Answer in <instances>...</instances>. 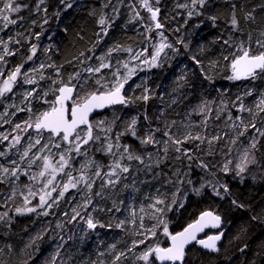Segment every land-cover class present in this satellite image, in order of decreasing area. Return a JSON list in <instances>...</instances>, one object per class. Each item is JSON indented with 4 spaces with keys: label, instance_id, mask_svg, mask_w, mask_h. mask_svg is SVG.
Returning a JSON list of instances; mask_svg holds the SVG:
<instances>
[{
    "label": "rangeland",
    "instance_id": "obj_1",
    "mask_svg": "<svg viewBox=\"0 0 264 264\" xmlns=\"http://www.w3.org/2000/svg\"><path fill=\"white\" fill-rule=\"evenodd\" d=\"M18 1L19 0H17V2ZM69 2L73 7L79 4L80 0H69ZM163 2L164 0H159V3L156 4L153 0H150L153 8H159L158 14L160 13V19L158 20V23L163 29L162 31L157 32L155 29V21L151 19V14L142 7V0H111L112 7L110 8V11L115 12L114 14L110 13L107 16H103L105 19V25L103 27L100 25L97 41L95 43L97 48H93L88 53V55H92L94 51L95 55L91 60H85L84 57L81 56L78 57L81 61L77 71L81 75V80L86 79L87 84L92 85L97 90L100 87V85L96 83L97 80L100 81V84L111 87L112 83L115 81L113 73H117L118 71V76L122 80L125 75H128L129 70H132V74L125 84L124 90H122L126 98H132L134 92L141 87V83L144 86V90L145 88L148 89V94H150V91L152 92L151 83L153 71L159 69V66L163 62L172 61L176 65L174 79L172 83L167 86V89L162 88L159 91V98L163 100V106L161 107L162 115H160V118H163L164 124H159V121H157L155 125L151 123V118L147 113V102L149 100L144 107L137 108L136 112H134L127 121L134 116L139 117L137 128H139V125L141 124L145 127V132L148 131L149 125H151L152 128H160L163 130L166 123L171 124L172 121H175V125L172 126L171 132L178 138L182 137L183 134L187 132H191L193 135L198 133L201 137L206 138L220 135L223 139L214 142L212 145V150L214 152L213 155L222 156V161L224 158L232 159L235 163L237 156L248 146L250 139L253 136H258L255 129L249 128L244 136H239L236 145H231L230 141L237 137L239 131L243 130V125L255 122L256 127L264 131V112H259L256 108V104L258 103L261 94H264V74H260L256 79L249 78L245 80L243 84L238 86H231V84H229V86L225 87L222 84L210 81L209 86L210 91L212 92L209 96L210 98H207L208 96L205 97V102L201 100L200 102L185 104L184 96L186 91L184 90V94H178L179 89L177 90V88L183 87V83H185L192 69L184 60V55L179 46L182 43H178V40H181L179 39V36L175 35L177 43L172 42L169 38L167 33L168 27L166 26L167 17L166 15H161ZM177 2L178 5H189L188 8H181L177 5L181 16L185 19V23L186 18L191 19L192 17L198 16L193 15L191 18L188 17V11L191 10L190 2H187L186 0H177ZM41 7L43 6H40V8ZM63 8L64 10H68L65 5H63ZM137 11L139 12V17L136 16ZM122 12L126 17L125 21H127V25H124L123 29L131 32L130 34L128 33V39H130V42L127 44H132L131 41L137 43L140 42V44L134 48H129L130 51L127 50L123 54L118 53V51H113L109 56L107 55L109 50L114 49L113 43L110 40L111 33L119 28V14ZM13 14L15 13H9L10 19H13ZM113 17L115 19H113ZM15 20L17 21L15 24H9L7 28H4L3 25L5 24V21L0 19V56H4V59L0 60V72H3L4 74L0 75V87L3 86V80L6 79L8 73L14 71L17 66L23 65L21 68V75L18 76L17 82L13 84L12 91L0 96V136H8V140L0 142V151L5 153L4 156H0V165L12 167L10 161H17L20 168V179L15 180L14 183L10 181L12 187L9 188L8 191L0 194V202H2L4 198L11 194L13 188H16V195L12 200L8 201L5 206L0 207V212L10 211L14 206H36L39 204V198L41 195L51 192V196H45V199L47 204H51L52 207L49 209L46 204L43 210H54V208L57 209L59 207L56 211L58 216L54 215L51 218L46 217L49 215H44L43 217L37 215L36 226L39 227L40 225L41 227H46L47 224H50V221H53V225H50L47 230L48 236L42 234V239L40 240H45L46 242L43 244V247L47 243L50 245V254L52 259L55 258L56 264H73L74 262L76 263L77 260L81 261L80 257L76 259V256H74L79 249L81 250V253H95L94 259H88L87 261L82 260L80 264H101V262H103V264H111V259L114 252L117 251V247L113 251L110 246L113 245V243H116L115 245L117 246L120 239L128 238L129 240L126 241L128 243L127 247L124 249L126 250L131 245V242L139 236V240L143 239V236L137 234L144 231V229L140 228L141 218H143L145 229L151 228L153 224H156V220L152 218L154 208L150 207V205L155 204L156 199H164L165 202L168 201L169 203L172 201L173 196L168 194L166 188L162 191L160 187H157V190L153 191V185H151L147 177L150 170L146 165H154L158 149L162 150L163 145H151L152 150L148 149L144 157L145 164H140L136 160L128 161L126 158L120 160L122 165L130 167V171L128 173H122L119 169H116L119 180L115 185H108L101 189V184L107 181L109 177L104 175L101 177L94 176L93 173L96 169L90 167L85 173V178H90L95 181L91 192L87 190L83 182H80L76 189L70 188L69 191L65 193L64 197H59L58 193L63 190V184L67 182L68 179V177L61 172L56 174V179L53 181V185H49L45 188L44 185L49 178L48 173L46 172L44 177L38 175V173L43 170V159L35 160L31 167L28 165V160L33 159L34 155L40 157L47 155L49 156L50 161L53 164H56L59 160L61 151L66 149L68 145L66 144V146H64V143L61 142V148L58 149L53 147L52 142L48 139L49 133L44 132L43 137L41 138V144L48 143L49 148L40 152L38 149H40L41 145H36V147L32 148L29 152L28 158H25L23 161L20 158L23 151L28 148L29 143L34 142L36 138H40L38 137L37 132L33 131L32 128L24 131V122L28 121L29 123H34L36 116L49 107V104L45 103L46 97H52L51 100L55 99V96H53L54 92L52 91L55 88L52 86L51 78L53 61L49 60L47 57L53 52V49L55 50V43L53 41L55 35L54 31L47 28L51 22L50 17L48 16L41 19L43 31L38 32L35 35L31 33V30L27 32V24L32 18L27 22H22L23 20L21 19ZM45 20L47 21L46 23ZM229 28L232 31V41L231 46L224 44L222 49L223 57L228 56V60L224 59L221 63V66H225L226 69L221 76L231 83V81L234 82V80L228 79V77L232 75L230 61L232 59V53L238 54V48L241 42H243L245 47H248L250 44L254 53L261 51V49L256 43L249 41V36L246 40L243 38L244 33L240 34V31L242 30L240 25V31H234L231 23H229ZM104 29H106L107 34H105ZM152 31L157 32L155 39L152 37ZM252 42L254 44H252ZM161 43L171 44L173 47L166 48L164 49V52L161 53L158 60L159 66L149 67L148 64L143 63L145 58L150 62V54L153 53L155 48L159 47ZM5 45L15 54L6 55L4 52ZM33 45L36 46V53L33 55L32 60H28L27 57L31 55V48ZM145 49H147V51H144ZM24 50L26 51L24 52ZM139 53H142V55L138 56L137 54ZM229 56H231L230 59ZM192 57L196 56L192 55ZM212 57L215 60L218 58L216 55ZM98 58H103V63L110 64V67L101 69L99 73H90L86 71L88 67L95 68L99 66L101 59ZM196 60H199V58L196 57ZM83 62H87L88 64L84 69L81 67ZM194 63L197 64L195 60ZM42 64L44 65L43 68L40 67ZM125 65H127V67H125ZM197 65L202 69V73L204 77H206V71L201 64V61ZM208 68H211L210 63L208 64ZM52 70H54V68ZM25 79L34 80L35 83H24ZM175 85L176 88L174 87ZM249 89L252 90V95L246 96L245 92ZM104 90H107V88ZM28 91H32L33 95L26 99L25 93ZM45 93H48V95L45 96ZM237 97H240L241 99L238 100ZM241 103H243L245 109H252V112L240 111L239 105ZM128 105H130V103ZM201 106H206L204 112L200 111ZM165 108L168 110L166 111ZM254 113L258 114L254 115ZM145 115L149 117V120L144 119ZM114 116L115 112H112L107 118L101 119L93 124L94 133L101 137V141L105 146L109 142L115 144L116 141L114 139V134L118 131H123L124 129V127H117V122H115L113 125V131H106L107 126L114 121ZM230 116L231 119H229ZM237 117L240 119H237ZM219 118L223 119V125H221V120H218ZM16 124H20L21 129H16ZM17 135L21 137L19 144H16L14 140V137ZM81 135H83V132H81ZM106 137H112V139L108 140ZM156 138L161 141L166 139V137L162 136L161 132H156ZM101 141H98L95 144L90 143V146H85L89 148L88 155L86 157H77L75 161L71 162L73 176L78 178L81 175L78 169L80 168L81 163L85 160L94 159L103 167V172L107 173L110 170L108 165H111L120 159L119 153L122 152V149L118 151L113 148V152L117 153L116 156L106 152L96 151V149L100 147ZM196 145H199V148H197ZM169 147L173 150L171 144ZM182 147L192 150L195 157L194 161L198 164L202 160L201 157H203V154L208 153L209 150L206 141L203 144L199 141H189L183 144ZM229 147L232 148V152L230 155L226 156L224 152L226 151L228 153ZM149 153L153 155L152 161L148 159ZM65 155L67 157V153H65ZM175 155H177V153H175ZM200 155L202 156L200 157ZM102 160H106V163L101 164ZM69 170L68 167L65 168V172ZM24 172H27V175H24ZM32 176H36L37 178L35 180L29 179V177ZM23 177H28L29 183L25 181L19 184ZM112 179H116V177H112ZM53 186H55L56 191H52ZM95 186L97 187L96 190L94 189ZM29 189L34 192L35 195L28 196L31 203L25 205L23 197L28 195ZM101 191L103 193L102 196L95 195L96 192ZM21 192L23 195H21ZM165 193L166 195H164ZM87 196L92 197V203L91 205H88L85 210L83 205L85 204ZM54 200L56 201L55 203H53ZM107 206L112 210L111 213L106 212L109 216L104 213ZM157 207H161V205H157ZM74 208L81 213V216H86L87 213H90L94 221H99L97 216H102L101 213L103 212V214L107 216V221L99 223L104 224L105 227H99L98 225L96 229L92 230V232H94L92 234L94 235L89 237L88 233H90L91 230L87 229L86 223L83 219L77 217L76 221L70 220ZM41 209L42 208L39 209V207L37 208L39 212ZM141 209H143V211H141ZM63 213H65V216H63ZM133 213H135V215H133ZM30 214L31 213L25 215ZM162 218L164 219V216ZM120 221H125V223L122 227L118 228L116 225ZM109 224L112 226L108 227ZM103 229H106L109 232L107 237H104V239L110 243L108 252L105 250H96L95 247L91 245L101 237ZM159 230L160 227H157L156 233H159ZM46 237L47 239H44ZM112 238L113 241L111 242ZM151 238L152 239H147L145 244L134 249V253H129V259L124 260L123 264H133L134 254H138L146 245L154 246L155 243L152 242L154 237ZM101 253H103V255H101ZM68 256L74 258L67 259L69 258ZM39 264H41V260H39ZM137 264H139V262H137Z\"/></svg>",
    "mask_w": 264,
    "mask_h": 264
},
{
    "label": "trees",
    "instance_id": "obj_2",
    "mask_svg": "<svg viewBox=\"0 0 264 264\" xmlns=\"http://www.w3.org/2000/svg\"><path fill=\"white\" fill-rule=\"evenodd\" d=\"M186 1L190 2V0ZM18 3L21 5V11L13 14L12 18L21 19L23 20L22 22H27L32 18L27 24V32L31 30V33L34 35L42 32L41 19L46 16L50 17L51 22L47 28L54 31L55 36L53 37V41L55 43V50L53 49V52L47 57L53 61L52 69L54 68V70L51 69L53 88L60 86V81L68 83L69 76H74L78 72V66L81 61V59H78L80 53L84 52L88 55L90 50L95 47L97 48L95 43L100 28V18L110 13L114 14L115 12L110 11L112 7L111 0H80L79 4L68 8V10H64L60 0H44L42 4L40 0H19ZM233 4L236 5V15L239 20V25L242 28L240 34L244 33L243 38L246 40L248 36H251V41L254 43L257 40H264V35H261L264 33V0H208L207 5L201 11L202 14L191 19L186 18V23L177 8V0H164L163 2V14L161 12V15H166L167 17L166 26L168 27L167 33L170 40L177 43L175 35H178L179 39H182L188 45L186 48L184 44L179 45L185 62L192 69L185 83H183V87L177 88V90L179 89L178 94H184V90L186 91L184 96L185 104L200 102L201 100L204 101L207 96V98H210L209 96L212 94L209 86L210 81L222 84L225 87L229 86V84L231 86H238L244 83L241 80H234V82L231 81L229 83L221 76L226 70L225 66H221L222 61H224L222 55V49L224 47L223 41H232V31L229 28V23L233 12ZM40 6L43 7L40 8ZM249 12L253 14L254 21H249L244 18L245 14ZM209 16H216L218 18L215 24L208 18ZM119 17V28L111 33L110 40L114 48L119 47L120 50H118V53L123 54L129 48L138 46L140 42L131 41L132 44H127L130 42L128 35L131 32L123 29L124 25H127L124 13H120ZM113 19L115 18L113 17ZM159 19L160 13L158 14ZM155 29L158 32L162 31L163 28L157 29L155 27ZM156 31H152L153 39L156 37ZM253 42L252 44H254ZM192 55L199 58L206 71L205 76H211V79L204 77L202 69L194 63ZM215 55L218 56V61L212 57ZM230 58L231 56H229ZM214 61H216V67L208 68V64L210 63L211 65ZM87 65V62H83L81 65L82 69L86 68ZM175 67L176 65L172 61H165L159 66V69L153 71L151 83L152 92L150 91V99L147 102V113L151 118V123L154 125L157 121L161 125L164 124L163 118H160V115H162L161 107L163 106V100L159 98V91L162 88L167 89V86L172 83ZM57 70H59V75H57ZM53 81H57V83L54 84ZM72 83H77V81L73 80ZM174 87L176 88V85ZM85 91H96V88L87 84V87L80 94L84 95ZM55 94L57 93L52 95L55 96ZM143 94L144 86L141 83V87L134 92L131 98L134 103L130 102V105L127 106L123 105L111 108L103 115L96 116L91 123L94 124L101 119H105L112 112H115L114 121L117 122V127H124L125 122L136 112V109L146 105L144 101L136 99V97H140ZM51 98L46 97L45 101H52ZM165 110L167 111L168 109L165 108ZM218 120H221V125L224 124L222 118ZM33 128L32 130L34 131ZM144 128L141 124L137 128V134L139 136L145 135ZM259 141L257 144L259 151L256 152V156L257 159L264 161V137H259ZM120 143L130 145L132 151L137 155H141L143 158L148 149L152 150L151 145H141L139 140L130 136H124ZM64 146H66L65 143ZM225 153L227 152L225 151ZM168 157L159 167L153 166L150 169V173L147 174V177L151 185H153V191H156V188L160 187L162 191L166 188L168 194L172 196L175 193V204L172 203L173 197L171 203L168 201L165 202V204L171 205V210H166L163 215L164 220L168 223L169 231L172 233L181 231L188 223L197 219L200 213L204 211H212L214 214L220 215L223 221V228L226 231L222 243L218 246L220 250L217 253L204 252L197 245H194L186 252L184 264H264V166H250L249 172L245 174L246 178L244 182L240 183L238 179H232L231 174L224 176L219 171L220 165L226 160L224 158L222 161V156L209 155L208 153L203 154L201 158L205 163L209 164L211 171L200 169L197 167L198 163L194 160L188 161L185 158L175 159L176 155L170 147ZM97 159L100 160L99 158ZM105 163L106 160H102L101 164ZM213 172L216 173V177H213L211 174ZM252 177H255V179ZM217 178L222 182L226 181L231 190V195L225 199L214 196L211 188L202 189L200 195H197L193 190L194 188H200L202 183H206L207 181L214 182ZM25 181L29 183L28 177H23L19 184ZM188 181H191L192 185ZM11 187V182L0 183V194L8 191ZM94 189L96 190L97 187L95 186ZM232 199L238 200L241 204L246 205V207L243 209L236 208L231 204ZM15 208L16 206L9 211V215L13 217L11 228L0 226V248H4V251L0 252V264H39V260H41V264H51L52 256L50 254V245L47 243L43 247V244L46 242L40 239L36 240L35 244H32L31 238L37 236V234L48 236L47 230L50 225H53V221H50V224H47L46 227H41L40 225L37 227L36 216L38 213L45 211L43 208L40 212L37 210V212L31 213L30 215H17L14 211ZM49 209H47L49 216L46 217L52 218L54 215L58 216L56 214L57 209ZM111 211V208L107 206L104 213L107 215ZM101 215L97 216L99 222H106V217L109 215L105 216L103 212ZM39 216L43 217L44 215ZM63 216H65V213H63ZM254 216L258 218L253 219ZM159 227L160 232H157L152 242L155 243L154 246L159 243L160 246L166 247L169 245V239L163 235V226L161 225ZM92 233L94 232L91 230L88 236H93L94 234ZM108 233L106 229H103L101 237L96 242L92 240L93 243L91 245L96 250H105L108 252L110 243L104 239ZM208 234H211V232L206 233V235ZM139 238L140 236L135 240L138 241ZM44 239H47V237ZM149 239L152 238L149 237ZM127 240L129 239L119 240L116 246L117 251H122L127 247ZM8 244L12 245L11 251L6 247ZM80 251L79 249L74 254L76 259L78 257H80L81 261L94 259L95 253L85 254ZM71 258L69 257L67 259ZM81 261L77 260L73 264H80Z\"/></svg>",
    "mask_w": 264,
    "mask_h": 264
},
{
    "label": "snow or ice",
    "instance_id": "obj_3",
    "mask_svg": "<svg viewBox=\"0 0 264 264\" xmlns=\"http://www.w3.org/2000/svg\"><path fill=\"white\" fill-rule=\"evenodd\" d=\"M154 3L158 4L159 0H153ZM208 0H190L191 4V10L188 11V17L191 18L193 15H201V10L205 8L207 5ZM40 3H44V0H40ZM60 3L65 5V7L70 8L72 7V4L69 2V0H60ZM107 6V5H105ZM142 6L151 14V19L155 21L157 19V14L159 12V8H153L152 3H150V0H142ZM27 7V5H25ZM39 7V6H37ZM178 7L181 8H188V4H180ZM232 15H231V26L234 31H240L239 28V20L236 15V5H232ZM21 11V5L17 2V0H0V19L5 21V24L3 25L4 28H7L9 24H15L17 21L15 19L9 18V13H19ZM46 11V9H45ZM136 16L139 17V12H136ZM210 20L213 21V24H215L216 20L218 19L216 16H209ZM244 18L249 21H254V16L251 12L246 13ZM47 21L45 20V23ZM99 24L103 27L105 25V19L103 17L100 18ZM155 27L157 29L161 28L162 26L157 22ZM105 34L106 29H104ZM162 35V33H161ZM261 35H264L262 33ZM249 41H251V36H249ZM178 43L184 44V47L186 48L188 45L184 43V41L178 40ZM223 43L225 45L231 46L230 40H224ZM256 44L261 49V51L253 52L251 49V45L249 44L248 47H245L243 42L239 45L238 48V54L232 53V59L230 61V68L232 75L228 77V79L231 80H247L249 78L256 79L260 74H264V40H257ZM173 46L171 44L167 43H161L159 47L155 48V51L150 54L151 60L145 58L143 63L148 64L149 67H158V60L161 56V53L164 52V49L166 48H172ZM120 50L119 47L110 49L107 55H111L113 51ZM91 51V50H90ZM130 51V49H128ZM144 51H147L145 49ZM4 52L6 55H14L11 50L7 48L5 45ZM36 53V46L33 45L31 48V55L27 57L28 60H32L33 55ZM95 55L94 51L92 55H85L84 52L80 53L81 57H84L85 60H91L93 56ZM142 55V53L137 54ZM4 56H0V60H3ZM101 59V63L98 67H88L86 71L88 72H95L99 73L101 69L110 67V64L103 63V58ZM193 60L196 61L197 64L200 63L199 60H196V57H192ZM225 60H228V56L224 57ZM71 63V62H69ZM211 67H216L215 62H212L210 65ZM23 65L17 66L14 71L7 74L6 79L3 80V86L0 87V96H3L7 92H11L13 88V84L17 82L18 76L21 75V68ZM41 68L44 67L42 64L40 66ZM127 67V65H125ZM132 74V70H129L128 75H125L123 79L121 80L117 73H113V76L115 77L114 83H112L111 87H108L106 85L100 84V81L97 80L96 83L100 85V87L96 91L92 92H84V95H81V91L84 90L87 87V80H81V75L79 72H77L74 76H69L68 83H64L63 81H60V86L53 89L52 91L54 93H58L55 95V99L52 101H45V103L49 104V107L45 109L43 112H41L39 115L36 116L34 123H29L28 121H25V128L24 131H27L29 128L35 129V131L38 134V137L34 140V142L29 143L28 148L25 149L22 153L21 160L23 161L25 158L29 157V152L32 148L36 147V145H41L40 149L38 151L43 152L45 149L49 148V144H41V138L43 137V133L46 131L49 133L48 139L52 142V146L55 148H61V142L68 145V147L61 151L59 160L56 162V164H53L50 161L49 156L45 155L43 157H40L38 155H34L33 159L28 160V165L31 167V165L35 162V160L43 159V170L38 173L40 177H44L45 173H48V179L46 184L44 185L45 188H47L49 185H53V181L56 179V174L58 172L64 173L66 177H68L67 182L63 184V190H61L58 195L59 197H64L65 193L69 191V189H76L78 184L80 182H83L85 184V187L89 192H91L93 188V184L95 181L85 178V173L90 167H94L96 170L93 173L96 177H101L102 175L108 176L109 179L101 184V189L108 185H115L118 180L119 176L116 171V169H119L122 173H128L130 171V167L127 165H122L120 163V160L127 159L128 161L136 160L140 164H145V160L141 155L135 154L134 151H132L131 146L128 144H121L120 141L124 136H130L132 138H135L139 140V143L141 145H163L162 150L158 149L157 156L153 164H147L146 167L149 168V170L155 166L159 167L160 164L167 160L168 152H169V145L171 144L173 146V151L177 153L175 159L179 160L182 157L187 159L188 161H193L195 159L194 154L191 149L189 148H183L182 145L189 142V141H199L201 144L207 142L208 145V154L213 155L214 152L212 150V145L214 142H218L221 139H223L222 136L216 135L212 136L211 138L201 137L198 133L193 135L191 132H187L183 134L182 137L178 138L176 137L172 132L171 128L173 125H175V121H172L171 124L166 123L164 126V129L161 130L160 128H152L151 125H149L148 131L145 133L144 136H139L137 134V125L139 121V117H132L129 121L125 122L123 131H118L114 134V139L116 141L115 144L109 142L105 144L101 141V137L98 134L94 133V126L89 121V115L93 112L94 109H102L106 106L110 105H125L127 106L130 102L134 103V101L131 100V98H126V96L123 94L122 90L125 88V84L129 80L130 76ZM0 75H4L3 72H0ZM57 75H59V70H57ZM206 78L211 79V77L206 75ZM73 80H76L77 83H72ZM24 83L27 84H34L35 81L31 79H25ZM54 84L57 83V81H53ZM107 88V90H104ZM33 92L28 91L25 93V98L32 96ZM45 96L48 95V93L44 94ZM246 96L252 95V90L249 89L245 92ZM136 99L142 100L145 103L150 99V96L148 94V89L145 88L144 94L140 97H136ZM238 100H240V97H237ZM68 101H71V104L67 103ZM206 106H201L200 111L204 112ZM256 108L259 110V112H264V94H261L260 99L258 103L256 104ZM23 110V109H21ZM240 111H249L252 112V109H245L243 103L239 105ZM30 111V109H29ZM258 113H254V115H257ZM145 120H149V117L147 115L144 116ZM159 119V117H158ZM231 119V116L229 117ZM237 119H240L237 117ZM103 123V122H100ZM115 124V121H113L111 124H109L106 128L107 132L113 131V125ZM83 126V127H81ZM16 129H21L20 124L15 125ZM249 128L255 129L256 133H258V136H253L247 147L244 148L242 153H240L237 158L236 162L233 164L232 159H226L223 164L220 165L219 171L224 174V176H229L231 174L232 179L237 180L240 183H243L245 180V174L249 172L250 166H257L261 167L264 166V161L257 159L256 152L259 151L257 148V144L260 142L259 137H264V131L256 127L255 122L249 123L247 125H243V130L238 132V135L236 138H233L230 141L231 145H236L238 142L239 136H244L245 133L248 131ZM81 132H83V135H81ZM156 132H161L163 137H166L163 141L158 140L156 138ZM55 138H58L56 140ZM106 139L111 140L112 137H106ZM8 140V136H0V142ZM14 140L16 144L20 143L21 137L19 135L14 137ZM101 141L100 147L96 149V151H102L106 152L108 154H111L113 156H116L117 153L113 152V148L117 149L118 151L122 149V152L119 153L120 159L114 162L111 165H108L109 171L107 173L103 172V167L93 160H85L83 163H81L80 168L78 171L81 173V175L77 178L72 175L71 170V162L75 161L77 157L80 156H87L89 148L85 146H90L91 144H95L96 142ZM197 148H199V145H196ZM232 152V148L229 147L228 153H225V155H230ZM67 153V157L65 155ZM126 154V157H125ZM5 153L0 151V156H4ZM148 159L150 161L153 160V155L151 153L148 154ZM10 164L12 167H6L4 165H0V183H6V182H13L15 180L20 179V168L17 164V161L12 160L10 161ZM68 167L70 170L65 172V168ZM191 167V165H189ZM200 169L204 171H211L209 164L205 163L203 160L200 161V163L197 165ZM24 175H27V172L23 173ZM213 177H216V173H211ZM112 177H116V179H112ZM14 178V180H13ZM37 177L32 176L29 177L31 180H35ZM255 179V177H252ZM182 182V181H181ZM191 183V181H188ZM204 188H211V191L214 196L219 197L220 199H225L226 197L231 195V190L229 188V185L226 181L222 182L220 179H215L213 181H207L206 183H202L200 188H194L193 190L196 192L197 195L201 194L202 189ZM52 191H56L55 186H53ZM101 192H96V196H102ZM16 195V188L14 187L11 194L3 199L2 202H0V207H3L7 204L8 201L12 200L14 196ZM21 195L23 193L21 192ZM35 193L32 192L29 189L28 195L24 196V204L28 205L31 203V201L28 199V196H34ZM45 196H51V192L45 193V195H41L39 198V204L32 207H16L15 213L17 215H25L29 213H34L37 211V208H44L47 204V201L45 199ZM56 201L54 200L53 203ZM92 203V197L87 196L85 199V204L83 207L85 210L87 209L88 205H91ZM173 204L176 203L175 200V193H173ZM231 204L235 206L236 208L243 209L246 207V205L241 204L238 200L232 199ZM157 205H161V207H157ZM181 206H183L181 204ZM48 208H51V204H47ZM150 207L154 208V212L152 215V218L156 220V224H153L151 228H146L143 224V218H141L140 228L144 229V231L137 233L138 235L143 236V239L140 240H133L131 242V245L126 249L122 251H115L114 255L111 259V264H123L124 260L129 259V253H134V249L138 248L140 245L145 244L146 240L149 239V237H155L157 235L156 229L159 226H163V235L165 237H168L170 240V244L166 247L160 246L159 243H157L155 246L152 245H146L145 248H143L138 254H134V261L133 264H184L185 257H186V249L187 246L195 242L196 244H199L203 247V249L209 250L211 252H218L220 249L217 246V242L220 241L223 237V232H220L215 235H207L206 239H198V234L203 233L204 230L208 227L211 228H219L221 225V216L218 214H214L212 211H204L201 212L199 217L192 221L191 223H188L186 227H184L181 231L172 233L169 231L168 223L162 218L165 214L166 210H171V205L165 204L164 199H156L155 204L150 205ZM118 210V209H117ZM143 211V209H141ZM159 214V215H157ZM38 215H49V212L47 210L38 213ZM135 215V213H133ZM77 217H80L84 220L86 223L87 229L94 230L99 227H105L104 224H100L99 221H94L92 215L90 213H87L86 216H81V213L77 211L75 208L73 209V215L71 216V221H76ZM258 217H253V219H257ZM13 221V217L9 215V211H3L0 212V226L11 228V224ZM134 222V221H133ZM125 221H120L116 227H122L124 225ZM112 225H108V227H111ZM42 239V234H37V236L31 238V243L35 244L36 240ZM7 249L9 251L12 250V245L8 244L6 245ZM246 247V246H245ZM111 250L116 249V245L113 244L110 246ZM4 248H0V252H3ZM243 251V249H241ZM103 255V253H101ZM51 264H56L55 258L52 259ZM103 264V262H101Z\"/></svg>",
    "mask_w": 264,
    "mask_h": 264
},
{
    "label": "water",
    "instance_id": "obj_4",
    "mask_svg": "<svg viewBox=\"0 0 264 264\" xmlns=\"http://www.w3.org/2000/svg\"><path fill=\"white\" fill-rule=\"evenodd\" d=\"M143 7V6H142ZM144 8V7H143ZM147 11V10H146ZM158 22V14H157V19L155 20V24ZM241 81H245L244 79H242ZM123 92V91H122ZM124 94V93H123ZM67 103H69V104H71V101H68ZM116 106H123V105H121V104H117V105H110V106H106L105 108H102V109H94L93 110V112L92 113H90V115H89V121L91 122L96 116H98V115H103L104 113H106L107 111H109L111 108H114V107H116ZM81 127H83V126H81ZM34 129V128H33ZM34 131H35V129H34ZM45 133H48V132H46L45 131ZM199 217V216H198ZM197 217V218H198ZM207 232H211V234H209V235H215V234H218V233H220V232H223V237H222V239L220 240V241H218L217 242V246H219L221 243H222V241H223V238H224V236H225V233H226V231H225V229L223 228V221H222V219H221V225H220V227L219 228H211V227H208V228H206L205 230H204V232L203 233H199L198 234V239H206V233ZM169 244H170V240H169ZM194 245H197L201 250H203L204 252H207V253H217V252H211V251H209V250H206V249H203V247L201 246V245H199V244H196L195 242H193L192 244H190V245H188L187 246V249H186V252L190 249V248H192Z\"/></svg>",
    "mask_w": 264,
    "mask_h": 264
}]
</instances>
